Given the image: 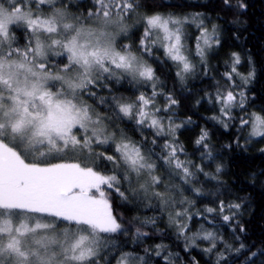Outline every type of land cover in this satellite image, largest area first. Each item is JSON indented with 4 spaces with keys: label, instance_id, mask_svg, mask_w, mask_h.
I'll list each match as a JSON object with an SVG mask.
<instances>
[{
    "label": "trees",
    "instance_id": "16d2710c",
    "mask_svg": "<svg viewBox=\"0 0 264 264\" xmlns=\"http://www.w3.org/2000/svg\"><path fill=\"white\" fill-rule=\"evenodd\" d=\"M137 3V9L123 18L127 31L116 45H129L134 55L154 69V80H137L128 75L102 80L101 84L106 86L92 88L96 95L85 94L82 100L101 115L106 131L115 133V142L118 136L125 135L140 147L147 162L154 165L152 175L161 182H150L149 195V191L139 187L148 176L142 174L138 178L131 173V185L121 181V191H125L127 199L105 188L110 193L113 214L122 227L106 239L96 264H115L126 254L140 257L141 264H264V136H253L251 123H242L252 113L264 110V0ZM55 5L80 16L85 24L92 21L87 12L94 9L93 0H55ZM155 13L199 14L205 18L201 29H216L215 42L204 62L193 66L189 76H177V66L157 44L150 45V52L141 48L142 18ZM14 33L19 38L18 46L28 41V34L22 38L17 27ZM233 53L238 54L239 64L234 65ZM62 60L66 62L64 57ZM226 74H231V79ZM227 91H232L237 100L225 116L217 94ZM140 95L152 99L153 104L146 110L161 124L169 125L168 130L158 131L147 122L139 125L135 118L119 112L117 102L138 103ZM169 97L176 103L171 104ZM204 132L206 139L197 144ZM173 147L176 158L188 167L191 176L185 178L174 162L169 163ZM93 148L97 152L110 149L107 154L119 155L112 143L94 144ZM40 162H77L105 175L114 171L119 175L125 170L114 168L108 161L93 164L87 151L79 149L43 156ZM169 184L175 188L168 191L165 186ZM156 192L162 197L153 195ZM163 193L172 201L162 202ZM178 197L189 205L185 213L186 205L176 202ZM235 204L240 207H229ZM177 212L181 215L177 216ZM225 215L230 217L228 221L224 220ZM181 221L183 224L179 225ZM207 233H212L213 238L204 239ZM192 234L195 238L190 240Z\"/></svg>",
    "mask_w": 264,
    "mask_h": 264
},
{
    "label": "snow or ice",
    "instance_id": "6c2138e0",
    "mask_svg": "<svg viewBox=\"0 0 264 264\" xmlns=\"http://www.w3.org/2000/svg\"><path fill=\"white\" fill-rule=\"evenodd\" d=\"M41 5L52 6L50 12L45 14ZM54 5L55 0H0V216L5 217L0 222V264H96L94 258L101 244L99 234L116 233L122 227L113 214L110 193L105 188L127 199L125 191H121V181L131 185V173L138 178L146 174L152 185L161 182L152 175L154 165L147 162L140 147L126 137L116 143L115 133L106 134L103 118L82 100L85 94L96 95L92 88L106 86L101 84L102 80L119 79L123 75L154 80V69L142 63L129 45L116 46L115 29L126 33L123 18L137 9V0H93L94 9L87 12V17L96 23L87 26L80 16ZM142 21L143 51L150 52V45L159 43L180 67L177 76L190 72L192 65L183 54L184 21L159 13L146 15ZM20 26L28 34L23 48L13 46L15 28ZM202 39L209 45L206 29ZM197 54L204 55L199 44ZM232 55L234 65L239 64L238 54ZM52 56L64 57L67 62L61 60L62 66L53 71ZM232 71H236L235 66ZM226 75L231 79V74ZM240 95L243 97V93ZM169 99L171 104L176 103ZM217 100L222 104L221 112L227 116L237 97L227 91L218 93ZM137 101L117 102L119 112L135 118L139 125L147 122L149 127L162 131L161 121L146 110L153 104L152 99L140 95ZM240 104L243 105L242 100ZM242 123H251L253 135L264 136V110L252 113ZM74 129L81 134L78 136ZM206 137L204 132L196 143H202ZM110 143L118 156L107 154L110 149L97 152L93 148L94 144ZM21 146L24 151L41 157L53 151L86 150L93 164L108 161L114 168L125 170L123 174L114 171L105 175L81 163L42 166L28 162L18 150ZM45 147L46 151L42 150ZM172 162L185 178L192 175L176 158L174 147L169 153V163ZM139 187L145 189V184ZM132 192L135 194L136 189ZM153 195L162 197L159 192ZM21 213L45 214L56 219L49 223L37 220L31 226L21 220L14 225L10 217ZM223 218L230 219L227 215ZM57 221L83 227L56 234ZM203 238L212 239V233ZM118 264H128V254Z\"/></svg>",
    "mask_w": 264,
    "mask_h": 264
},
{
    "label": "rangeland",
    "instance_id": "374dc122",
    "mask_svg": "<svg viewBox=\"0 0 264 264\" xmlns=\"http://www.w3.org/2000/svg\"><path fill=\"white\" fill-rule=\"evenodd\" d=\"M49 6L50 5H41L40 7H41V10L45 14H47V13H49V10H50V9H47ZM54 6L55 7H58V8H61V7L56 6V5H54ZM50 7H52V6H50ZM66 12H68V11H66ZM161 15H163V14H161ZM164 16H168V15L165 14ZM172 17L178 18V19L184 21V23L181 26V28H182L183 54L188 58V60H189L190 64L192 65V67L193 66L196 67V66L202 64L204 62V60H205L206 53L209 51L208 49L215 42V37L217 35L216 29L215 28H208V29H206L207 30V36L209 38L210 43H209V45H205L203 43V39H202V34L204 33V30L205 29H201V27L205 23V18L202 15H199V14H188V15H183V16H172ZM95 23H96V21L92 20L89 24H85V25L86 26L87 25H95ZM198 27H199V29L197 30V32H194V31H196V29ZM190 29H192V32L190 31ZM17 30H21L20 35H21L22 38H25L26 37V34L27 33L25 31H23L24 30V27L23 26H20L19 28L17 27ZM115 33H118V34H115ZM115 33H114L115 34V41H116V44H117V39L119 37H121L124 33L123 32H119V29H115ZM14 35H15V42H14L13 46L14 47L23 48V46H25L28 41L25 40V42H22V46H18V43H17L16 40H18L19 38L16 35V33H14ZM198 44L200 45V47L204 51L203 57H201L200 55L197 54V45ZM157 45L160 46L164 50V48L159 43H157ZM164 52H165V50H164ZM62 59H63V57H61V56H52L51 57L53 71L56 70L57 66H62L60 64V61ZM139 60L142 63H145L143 60H141V59H139ZM66 62H64V63H66ZM174 63L177 66V63L176 62H174ZM177 68H178V71H180V67L177 66ZM192 69H191V71H192ZM191 71L188 72V73H182V77L181 76L180 77L181 78H184L187 75L189 76L190 73H191ZM117 73L119 75V70H117ZM136 79L137 80H143V79H141L139 77H137ZM83 102H85V101L83 100ZM86 104H88V103H86ZM89 106L94 110V112L96 114H99V113L96 112V110L91 105H89ZM99 116H101V115L99 114ZM168 123H170V122H168ZM162 126H163V130L162 131L169 129V125H166L165 126V124H162ZM171 126L172 127H177L178 125H171ZM179 126H180V124H179ZM73 131L75 133H77L76 132V129H74ZM252 132H253V129H252V125H251V134H252ZM108 133H109V135H111L110 132H108ZM253 136H258V135H253ZM124 137H125V135L118 136V138L116 140V143H118L120 141V139L121 138H124ZM128 141H130V140H128ZM7 142L10 143V144H12V146H15L14 142H11V141H7ZM18 150H20V151L23 152V154L26 157V160L28 162L40 163L42 166L49 165V164L40 162V161H42L43 156L41 157V156H38L36 154H33L32 152L24 151V149H23L22 146L20 148H18ZM42 150L46 151V147L43 148ZM60 153H63V152H55V151H53V152L48 153L47 155H45V157H52V156L57 155V154H60ZM72 163H77V162H72ZM141 184H145V186H147V189L146 188L145 189H146V191H149V195H151L150 190L148 189L149 188V185H151L150 184L149 176H148L147 179L142 180ZM165 187L167 188L168 191H170V190H172V189L175 188L173 185H170V184L169 185H166ZM177 192H179V191L177 190ZM163 199L164 200L162 202H171L172 201V198L170 196L167 197V194L166 193H163ZM176 202H179L181 205H183L185 203L184 202V199L181 198V197H178L177 200H176ZM184 205H186L184 207V210H183V212L185 213L187 211L189 205H187V203H185ZM10 218L12 219L14 225H18L21 220H25V222H27L30 226L31 225H34L37 222V220H39V222H41V223H49V222H51V221H53V220L56 219L54 217L47 216L45 214H38V213H21L19 216L12 215ZM3 219H5V217L0 216V222H2ZM178 224L179 225H182L183 224V221L178 222ZM80 227H83V226H78V225H75L74 223H71V222H68V221H57V224H56V234H59L61 231L65 230V229H67L69 232H75ZM39 231L40 232H43L44 230H39ZM48 233L49 234H52V231L51 230H48ZM111 234L112 233H100L99 234L100 240H101L100 246L102 244H104V242L106 241V239H108ZM194 238H195V234H192V235L189 236V239L190 240L191 239H194ZM100 249L101 248L99 247L98 255L100 254ZM96 257L94 259L97 262ZM122 257H124V255ZM122 257H120L118 259V261H120ZM118 261L115 264H118ZM141 262H142V260H141L140 257H137L135 255H128V264H141ZM88 264H90V262H88Z\"/></svg>",
    "mask_w": 264,
    "mask_h": 264
},
{
    "label": "bare ground",
    "instance_id": "6f19581e",
    "mask_svg": "<svg viewBox=\"0 0 264 264\" xmlns=\"http://www.w3.org/2000/svg\"><path fill=\"white\" fill-rule=\"evenodd\" d=\"M78 136L81 134V132H78L77 131V133H76ZM106 134H108V132L106 131ZM104 244H102L101 246H100V248H102V246H103Z\"/></svg>",
    "mask_w": 264,
    "mask_h": 264
}]
</instances>
